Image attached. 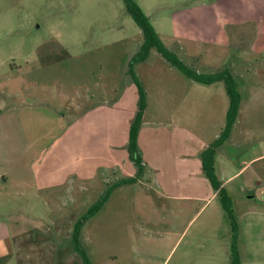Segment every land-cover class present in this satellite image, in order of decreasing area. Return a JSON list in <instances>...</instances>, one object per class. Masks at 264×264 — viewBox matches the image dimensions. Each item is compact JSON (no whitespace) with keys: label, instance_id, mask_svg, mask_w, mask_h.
Masks as SVG:
<instances>
[{"label":"crops","instance_id":"0c3cea01","mask_svg":"<svg viewBox=\"0 0 264 264\" xmlns=\"http://www.w3.org/2000/svg\"><path fill=\"white\" fill-rule=\"evenodd\" d=\"M174 25L178 32L168 41L159 38L165 44L182 48L186 57L195 60L202 68H211L214 72L229 68L230 74L236 76L240 70H249L251 66L246 65L255 63L257 59L254 58H259L252 68L256 72H264V0L198 3L175 18ZM232 54L239 56V65H228ZM152 84L155 90L150 88ZM143 87L146 108L138 133V148L144 174L137 184L142 186L146 180L149 186L152 185L150 190L156 197L174 203L171 208L153 207L152 214L174 215L172 220H176L183 215L182 209L186 211L193 207L195 214L187 226L200 212L209 208L211 214L223 217V224L220 223L222 237L209 240L214 257L219 247L227 244L228 249L230 229L217 193L203 175L200 154L218 137L224 125L228 109L224 88L221 84H196L175 74L174 79H152L149 83L145 82ZM237 87L240 94L238 117L228 140L215 153L214 172L221 187L230 195L232 207L233 200L236 205L235 198L239 201L241 239L239 242L238 238L237 248L243 264V257L246 260V256L241 247L245 244L246 228H264V77L246 78L237 83ZM16 99L13 105L5 103L0 106V199L14 194L20 198L29 196L32 200H50L60 189L65 195L75 193L76 182L88 186L89 181L94 180L99 184L100 179L103 185H95L93 189L101 193L104 186L118 179L120 162L123 167H133L126 146L128 127L136 106L127 120L122 142L118 135L119 107L116 101L100 99L84 104L77 112L73 111L74 119L71 122H68V118L72 115H56V125L61 132L53 134L52 143L59 144L60 148L57 146L46 154L44 148L29 143L27 138L28 132H32L31 136L35 138L42 126L47 130H42L40 134H48L50 123L40 119L31 124L33 119L35 122L40 117L39 112L34 110L38 104L26 106ZM153 101H156L154 105ZM154 106L159 109H154ZM22 109L28 111L23 117ZM46 112L51 114L50 111ZM74 149L78 151L77 156L68 157V152L72 154ZM58 174L65 176L55 178ZM134 175L122 170L120 176L129 178ZM111 177L114 180L109 182ZM84 189L81 188L82 191ZM19 205L21 207L10 215L15 218L14 229L19 237L11 252H7V243L14 237L12 224L7 213H3L5 220L0 219V262L69 264L72 257L69 250L66 251L67 256L61 259L59 251L55 253V244L50 243V234L43 232L39 224L41 219L35 217L39 215L36 204L21 202ZM175 205L184 208L177 209ZM46 220L49 228V221ZM166 220L164 217L156 219L159 221L156 224V221L148 218L144 222L149 224L142 226L156 228L163 225L168 228L165 233L173 234L171 228L174 226H168L164 223ZM257 223L260 225L257 226ZM49 231L46 229V232ZM30 233L34 234L33 242L26 238ZM182 234L176 238L171 252L178 246ZM149 238L160 244L164 241V235H160L159 239ZM187 245L193 247L194 242L189 241ZM135 248L139 250V247ZM135 250L132 249L127 264H147L145 258L136 254ZM165 262L166 259L162 264Z\"/></svg>","mask_w":264,"mask_h":264},{"label":"rangeland","instance_id":"374dc122","mask_svg":"<svg viewBox=\"0 0 264 264\" xmlns=\"http://www.w3.org/2000/svg\"><path fill=\"white\" fill-rule=\"evenodd\" d=\"M132 1L149 18L158 36L168 41V38L178 32L174 25L175 18L193 5L213 0ZM142 39L140 29L125 11L123 0H0V106L5 103L13 105L16 98L26 106L38 104L34 110L39 112L40 117L35 119V122L33 119L31 124L42 119V122L50 123L49 131L48 134L41 135L42 130H47L42 126L35 138L31 136L32 132H28L27 140L40 149L44 148V153L47 154L57 146L60 148L59 144L52 143V138L55 137L53 134L61 132L56 125V115H72L68 118V122H71L74 119L73 111L77 112L84 104L100 99L116 101L119 107L118 135L122 142L127 120L137 100L136 88L126 75L127 65L139 49ZM163 44L188 68L202 73H214L211 68L204 69L195 60L186 57L182 48ZM238 58L239 56L232 54L228 65H239ZM254 59H257L255 63L246 65L251 66L249 70H240L236 72V76H232L236 83H241L246 78L264 77V72H256L252 68L259 62V58ZM135 74L141 84L143 83L142 86L152 79H174V74L185 80L178 71L170 69L155 51L150 53L147 62L135 66ZM151 87L154 88V85ZM154 97H157V94H154ZM152 103L154 105L156 101ZM157 107L154 106V109H159ZM26 112L28 111L22 109V117ZM77 154V149H74L72 154L68 152V157H76ZM119 156L121 159V149ZM119 168L118 179L121 178L122 170L125 173H135L134 166L126 168L120 162ZM63 176L65 174H58L55 178ZM112 179L113 177L109 182L114 180ZM100 181L99 184L94 180L89 181L88 186L76 182L75 193L65 195L60 189L50 200H32L29 196L20 198L14 194L0 199V219L5 220L3 213H7L14 232V237L8 240L7 252L15 248L19 238L14 229L15 218L10 215L21 207L19 203L27 205L33 202L39 211V215L35 217L41 219L39 224L43 232L50 234V243L55 244V253L59 251L63 259L69 250L72 257L68 263L81 264L67 240L75 221L99 199L106 188L104 186L101 193L93 189L95 185H103L101 179ZM143 182L142 186L136 183L114 189L100 210L84 224L80 244L85 248L91 264H127L128 256L135 247H139L135 253L143 256L147 264H162L165 259V264H228L229 242L228 249L225 244L219 247V252L216 251L212 257L209 241L212 237H222L223 217L211 214L209 208L200 212L187 226L195 214L193 207L186 211L182 209L183 215L176 220H172L174 215L152 214L151 208H171L174 203L170 204L172 200L156 197L151 192L152 185L149 186L146 180ZM82 187L85 188L83 191ZM235 200L233 212L240 226L241 210L238 207V199ZM175 206L177 209L184 208ZM223 216L225 218L226 214L223 213ZM162 217L168 219L164 223L174 226L171 228L173 234L168 231L165 233L168 228L163 225L156 228L142 226L149 224L144 222L148 218L154 222ZM46 219L49 221V228ZM158 222L156 221V224H159ZM258 225L260 223H257ZM46 229L50 231L46 232ZM149 230L152 231L148 233ZM244 233L245 244L241 248L246 260L243 257V264H264V228H246ZM181 234L178 246L171 252V247ZM148 235L152 239H159L160 235H164V241L162 244L156 243L150 240ZM26 238L33 242L34 234L30 233L29 238ZM189 241L194 242L193 247H188ZM5 261L0 264H5Z\"/></svg>","mask_w":264,"mask_h":264},{"label":"trees","instance_id":"16d2710c","mask_svg":"<svg viewBox=\"0 0 264 264\" xmlns=\"http://www.w3.org/2000/svg\"><path fill=\"white\" fill-rule=\"evenodd\" d=\"M123 2L126 13L140 29L143 38L139 49L130 58L126 71V75L130 78L137 91L136 111L129 124L128 143L126 146L129 160L135 167V175L129 178L117 179L113 183L105 186L106 188L101 193L99 199L75 221L67 242L71 246L73 253L79 258L81 264H91L85 248L80 244V234L84 224L100 210L114 189L125 185L136 184L143 177L144 166L142 165L141 155L138 148V133L141 128L142 117L146 108V93L140 80L135 74V66L145 62L149 58L150 53L155 51L171 68L178 71L186 79L204 86L221 84L224 88L228 98V109L224 125L220 130L218 137L201 152L200 161L203 175L208 180L213 191L217 193V199L228 219L230 229L228 264H242L237 248L239 223L233 212L231 197L228 192L221 187V183L217 180L214 172L215 153L217 149L228 140L238 117L240 94L238 92L237 83L227 69H222L214 73H202L188 68L177 55L164 46L150 23L149 18L141 11V9L133 3L132 0H123Z\"/></svg>","mask_w":264,"mask_h":264}]
</instances>
